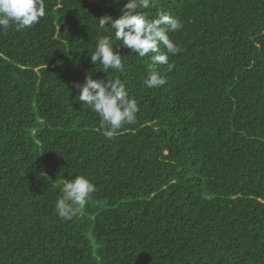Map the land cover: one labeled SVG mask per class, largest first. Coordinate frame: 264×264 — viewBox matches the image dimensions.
Listing matches in <instances>:
<instances>
[{
  "label": "trees",
  "instance_id": "trees-1",
  "mask_svg": "<svg viewBox=\"0 0 264 264\" xmlns=\"http://www.w3.org/2000/svg\"><path fill=\"white\" fill-rule=\"evenodd\" d=\"M45 3L0 30V264H264V0H155L137 10L183 22L173 69L120 47L107 73L90 55L101 35L120 42L97 21L126 0ZM152 70L167 83L146 87ZM88 73L137 101L113 139L78 100ZM77 175L96 191L63 220Z\"/></svg>",
  "mask_w": 264,
  "mask_h": 264
},
{
  "label": "clouds",
  "instance_id": "clouds-1",
  "mask_svg": "<svg viewBox=\"0 0 264 264\" xmlns=\"http://www.w3.org/2000/svg\"><path fill=\"white\" fill-rule=\"evenodd\" d=\"M155 0H126L118 18L104 15L97 22L98 30H114V45L111 36L101 35L90 55L93 65H100V71L107 73L123 71V59L118 50L120 47L130 50L143 58L151 54L153 63L166 64L171 71L174 64L169 63L168 55L181 51L169 36V33L182 29L183 22L163 11L157 12L155 19L137 9H148L154 6ZM46 16L45 0H0V30L10 27L16 31L27 29ZM106 25H109L106 27ZM166 51H162V47ZM167 83L164 76L152 70L144 79L148 88H158ZM78 100L85 103L100 119L99 127L106 139L115 138L125 124L136 122L139 107L134 97L129 95L125 83L118 77L110 80H94L91 73L86 74L84 83L78 85ZM95 185L85 176L77 175L64 179L60 196L56 201V212L59 218L71 220L82 212L95 193ZM96 203H100L96 201Z\"/></svg>",
  "mask_w": 264,
  "mask_h": 264
}]
</instances>
